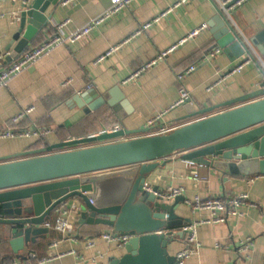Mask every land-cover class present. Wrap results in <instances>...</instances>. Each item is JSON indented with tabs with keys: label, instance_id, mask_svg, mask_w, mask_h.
I'll return each instance as SVG.
<instances>
[{
	"label": "crops",
	"instance_id": "crops-1",
	"mask_svg": "<svg viewBox=\"0 0 264 264\" xmlns=\"http://www.w3.org/2000/svg\"><path fill=\"white\" fill-rule=\"evenodd\" d=\"M60 1L56 6L47 8L46 14L51 17L43 28L26 46L17 49L22 37L20 34L15 38L19 28V0H0V68L52 35L56 31V24L67 20L61 32L69 34L98 15L109 2L74 0L63 6ZM176 2L178 0H134L100 28L92 30L80 40L58 45L11 78L5 87H0V133L8 128L14 131H47L42 136H0V159L95 135L113 125L121 127L119 114L127 128L148 129L147 134L160 126L172 129L191 121L193 119L179 120L185 114L181 105L166 112L157 125L149 126L152 118L177 100L178 82L175 76L192 65L195 69L187 73L182 82L190 92L191 102L199 107H211L258 90L264 80V55L255 48L253 56L256 61L250 60L239 72L224 77L221 75L241 59L231 62L221 49L214 57H209L212 49L216 48L213 28L209 25L216 14L215 0H187L152 22ZM230 17L231 25L240 36L250 38L264 30V0H246L231 11ZM147 22H151V25L135 34ZM200 25H205V29L194 38L178 46L163 61L130 77L158 52L167 49ZM129 37L115 52L95 63V59L110 46ZM217 80L216 86L206 89ZM86 92L95 93L96 97L108 94L110 100L122 97L125 102L117 111L108 103H103L85 112L84 107L73 104L72 98ZM27 107L33 108L28 116L18 124H12L10 119ZM223 109H215L210 113ZM183 154L176 152L159 160L150 175L151 181L164 191L171 186L184 188L186 200L175 209L178 216L190 218L192 223L209 216L206 211L191 209L187 201L193 200L195 196L207 199L236 196L241 192L249 194V200L236 208V214H225L224 222L197 226L199 245L187 259V264H264V175L229 176L224 180V176L216 169L204 166L200 174L206 179L195 183L185 178ZM218 214L216 211L215 215ZM54 215L52 213L50 219ZM78 219L79 215L74 240L65 239L58 232L49 230L45 238H37L35 243H29L17 256L8 244L9 227L0 224V264H10L12 260H16V264H108L111 257L124 253V249H118L100 237L109 228L94 224L77 226ZM182 225L170 229L178 232ZM247 237L254 238L255 245L249 252L243 253L239 251V244ZM176 239L167 247L172 255L184 245L183 238ZM88 241L94 245L87 247ZM54 242L57 244L53 245ZM216 243L221 246L216 247ZM69 250H73V253L65 254ZM48 257L52 259L40 262Z\"/></svg>",
	"mask_w": 264,
	"mask_h": 264
},
{
	"label": "water",
	"instance_id": "water-1",
	"mask_svg": "<svg viewBox=\"0 0 264 264\" xmlns=\"http://www.w3.org/2000/svg\"><path fill=\"white\" fill-rule=\"evenodd\" d=\"M59 1L19 0L15 38L22 37L17 49L26 46L43 28L51 17L46 14L47 8ZM209 25L216 48L231 62L241 59L227 71L245 59L256 61L254 48L264 55V30L244 38L218 8ZM117 100H110L108 94L96 97L88 92L72 98L73 104L84 107L85 112L103 103L117 111L125 102L122 97ZM219 108L225 109L210 113ZM183 109L185 114L179 120H193L164 134L127 128L119 114L121 127L117 131L0 159V224L9 227L11 251L17 256L29 243L45 238L49 229L41 224L49 220L58 205L75 200L79 224L135 235L125 245L124 253L111 257L108 264H173L174 255L167 247L176 237L183 238V232L170 228L191 219L175 213L185 197L176 196L171 202L163 199L164 190L151 181L150 175L159 160L176 152H184L183 159L216 169L224 180L229 176L264 175V80L258 90L220 104L199 107L189 99ZM121 136L130 138L107 142Z\"/></svg>",
	"mask_w": 264,
	"mask_h": 264
},
{
	"label": "built area",
	"instance_id": "built-area-1",
	"mask_svg": "<svg viewBox=\"0 0 264 264\" xmlns=\"http://www.w3.org/2000/svg\"><path fill=\"white\" fill-rule=\"evenodd\" d=\"M74 0H61V5L65 6ZM108 5L96 16L90 18L85 24L82 26L76 28L74 31H72L69 34H63L61 32V28L66 23L67 20L64 22H61L59 24H56L54 28L56 31L47 37L44 41H42L37 46L26 50L20 54L16 59L11 61L6 66H3L0 68V87H5L9 80L19 74L21 71L27 69L28 67L32 66L39 58H41L44 55H47L51 50H53L55 47L61 44H66L69 42H75L77 40H80L81 38L88 35L92 30L100 28L107 20H109L112 16L117 14L119 11H121L124 8H127L132 1L134 0H108ZM187 0H178L175 4L169 6L166 8L163 12H161L158 16H156L152 22H155L160 17L165 16L174 6H177L180 3H184ZM246 0H215L216 8H218L223 15L230 20V13L233 9L241 6ZM2 14L0 13V16ZM151 25V22H147L140 26V28L135 32V34H138L141 30H144L148 28ZM205 29V25H200L189 32L185 34L182 38H180L178 41H176L174 44H172L167 49L158 52V54L151 60H149L147 63L143 64L138 70H136L134 73L131 74L130 77L137 76L142 71L147 69L153 64H156L159 61H163L166 56L171 53L174 49H176L178 46L185 43L187 40L194 38L199 32L203 31ZM130 39L127 38L123 42L110 46L103 54L99 55L95 59V63H98L102 61L104 58L115 52L121 44L127 42ZM220 52L219 48H213L212 51L209 53V57H214L216 54ZM250 59H245L241 64L233 67L230 71H226L221 75V77L228 76L230 74L239 72L242 67L249 62ZM195 69V66H189L186 70H184L181 73L176 74V80L178 82V98L177 100L166 110L158 113L152 120L149 122V126L157 125L163 116L168 112L169 110L181 106L184 104L185 101L191 99L190 92L183 84V78L184 76L193 71ZM218 80L214 82L213 84L209 85L206 89L210 90L212 87L216 86L218 84ZM32 107H27L25 109L20 110L16 115H14L10 121L12 124H18L21 120L26 118L28 114L32 111ZM120 127L118 125H113L108 129L101 130L98 132V134H103L105 132H114L119 130ZM173 129V128H172ZM172 129L165 128L163 126H160L158 129L152 131V133H149L150 135H156V134H164ZM47 133L46 130H20V131H14L12 129H5L0 133V136L3 138L6 137H13L15 135L19 136H27V135H36V136H42ZM130 137L128 136H121L117 138H113L110 140H107V142H117L121 140H126ZM184 166L186 170L185 178L188 180H191L195 183L201 182L205 180L206 178L200 174V169L204 167L205 165L201 162L191 160V159H184ZM263 175H258L257 177H262ZM256 177V178H257ZM184 188L182 186H171L166 191H163L161 194L162 198L165 200H173L176 196L183 195ZM186 200V199H185ZM249 200V194L247 192H241L236 196H227L223 198H207L202 199L199 196H195L193 200L187 201L189 206L193 211H206L208 212L209 216H207L205 219H202L197 222H190L188 224H184L181 227V231L183 232V239H184V245L175 252L174 254V263L173 264H187V259L191 256V254L194 252V250L197 248L198 241H197V226L203 223H219L225 221V214L226 215H234L237 213L236 208L242 203ZM70 201L63 202L60 205H58L54 210V217L52 219L49 218V220L44 221L41 226L48 228L49 230H54L58 232L63 238L65 239H75L76 233V222L77 217L79 215V206L78 203L74 200L71 201L72 203H69ZM92 203V200H90ZM249 203V202H248ZM251 204V203H249ZM218 211L219 214L215 215V212ZM135 235L131 234H114L111 230L103 232L100 234V237L107 242L113 243L116 248L118 249H124L125 245L129 242V240L134 237ZM57 242H54L53 245H56ZM94 244L92 241L87 242V247H92ZM255 245L254 238L247 237L244 241H241L239 244V251L243 253H247L253 248ZM216 247H220L221 245L219 243L215 244ZM73 250L67 251L65 254H72ZM64 255V254H59ZM56 257V256H53ZM52 259L51 257L43 258L40 260L41 263H45ZM10 264H16V260H12Z\"/></svg>",
	"mask_w": 264,
	"mask_h": 264
},
{
	"label": "trees",
	"instance_id": "trees-1",
	"mask_svg": "<svg viewBox=\"0 0 264 264\" xmlns=\"http://www.w3.org/2000/svg\"><path fill=\"white\" fill-rule=\"evenodd\" d=\"M78 225L77 226H80V225H82V224H79V223H77ZM98 226H100V225H98ZM103 227V226H102Z\"/></svg>",
	"mask_w": 264,
	"mask_h": 264
}]
</instances>
